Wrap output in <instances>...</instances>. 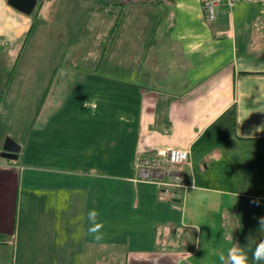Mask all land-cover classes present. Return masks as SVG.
<instances>
[{
	"label": "crops",
	"instance_id": "obj_1",
	"mask_svg": "<svg viewBox=\"0 0 264 264\" xmlns=\"http://www.w3.org/2000/svg\"><path fill=\"white\" fill-rule=\"evenodd\" d=\"M113 6L121 9L120 49L110 50L103 73L86 66L55 82L41 75L39 123L18 159L0 162V264H228L234 243L256 264L252 249L264 239L262 7L238 4L206 22L199 0ZM33 19L0 0V38L8 40L0 64L19 51L17 67ZM171 148L190 153L178 173L186 187L138 176V157Z\"/></svg>",
	"mask_w": 264,
	"mask_h": 264
},
{
	"label": "rangeland",
	"instance_id": "obj_2",
	"mask_svg": "<svg viewBox=\"0 0 264 264\" xmlns=\"http://www.w3.org/2000/svg\"><path fill=\"white\" fill-rule=\"evenodd\" d=\"M36 1L37 5L30 14L34 17V26L17 67L14 69L17 58L15 55L19 51L13 57L8 56L6 62L2 60L0 64V153L6 138L22 143L30 128L39 123V107L45 90L42 94H36L34 89L41 75L49 73L51 81L55 82L66 71L68 75L70 71L78 73L86 66L97 68L98 72L103 73L102 69L109 62L110 50L120 49L121 9L113 6L117 0ZM38 8L40 13L36 17ZM87 9L91 14L85 15ZM110 20H113V30L106 37ZM2 40L8 45L7 39ZM24 41L25 38L20 43L23 44ZM7 45L1 46L0 52ZM103 55L106 56L101 67ZM78 60L81 62L77 63ZM87 61V65H82ZM21 72L28 75L22 80L24 82H20L16 76L13 79L15 73L18 76ZM25 82L32 87L27 88V92L21 86ZM1 161L6 162L0 157ZM191 236L192 233H188V241L192 244Z\"/></svg>",
	"mask_w": 264,
	"mask_h": 264
},
{
	"label": "built area",
	"instance_id": "obj_3",
	"mask_svg": "<svg viewBox=\"0 0 264 264\" xmlns=\"http://www.w3.org/2000/svg\"><path fill=\"white\" fill-rule=\"evenodd\" d=\"M204 13V20L212 22L219 12H230L236 5L242 3L259 4L264 14V0H199ZM4 38H0V47L7 45ZM189 151L171 148L157 151L152 156L138 157L135 168L141 179L155 182L162 186H174L175 183L185 186L179 173V168L189 161ZM173 178V182L168 180Z\"/></svg>",
	"mask_w": 264,
	"mask_h": 264
},
{
	"label": "clouds",
	"instance_id": "obj_4",
	"mask_svg": "<svg viewBox=\"0 0 264 264\" xmlns=\"http://www.w3.org/2000/svg\"><path fill=\"white\" fill-rule=\"evenodd\" d=\"M87 101H85L86 104ZM90 218L95 220L97 216V212L95 209L89 212ZM101 223H96L93 227V231L99 229L101 227ZM260 228L264 229V218H261ZM96 239H100V236L97 235ZM223 258V257H222ZM252 260L256 262V264H260V262H264V239H261L258 243H256L254 249H252ZM227 262L228 264H250L249 257L247 251L237 244L234 243L229 249L227 254Z\"/></svg>",
	"mask_w": 264,
	"mask_h": 264
},
{
	"label": "water",
	"instance_id": "obj_5",
	"mask_svg": "<svg viewBox=\"0 0 264 264\" xmlns=\"http://www.w3.org/2000/svg\"><path fill=\"white\" fill-rule=\"evenodd\" d=\"M36 0H8V4L16 9L17 11L30 15L35 6L37 5ZM21 146L12 138H6L0 153V157L5 160H17Z\"/></svg>",
	"mask_w": 264,
	"mask_h": 264
}]
</instances>
